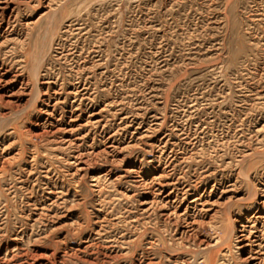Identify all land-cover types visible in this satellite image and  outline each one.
<instances>
[{
  "label": "rangeland",
  "instance_id": "374dc122",
  "mask_svg": "<svg viewBox=\"0 0 264 264\" xmlns=\"http://www.w3.org/2000/svg\"><path fill=\"white\" fill-rule=\"evenodd\" d=\"M0 264H264V0H0Z\"/></svg>",
  "mask_w": 264,
  "mask_h": 264
},
{
  "label": "bare ground",
  "instance_id": "6f19581e",
  "mask_svg": "<svg viewBox=\"0 0 264 264\" xmlns=\"http://www.w3.org/2000/svg\"><path fill=\"white\" fill-rule=\"evenodd\" d=\"M229 216H231V214H232V210H231V208L229 207L228 208V210H227V212H226Z\"/></svg>",
  "mask_w": 264,
  "mask_h": 264
}]
</instances>
